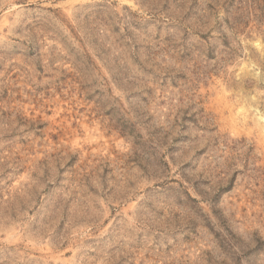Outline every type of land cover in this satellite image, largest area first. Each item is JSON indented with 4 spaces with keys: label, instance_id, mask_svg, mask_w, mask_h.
I'll list each match as a JSON object with an SVG mask.
<instances>
[{
    "label": "rangeland",
    "instance_id": "1",
    "mask_svg": "<svg viewBox=\"0 0 264 264\" xmlns=\"http://www.w3.org/2000/svg\"><path fill=\"white\" fill-rule=\"evenodd\" d=\"M0 264H264V0H0Z\"/></svg>",
    "mask_w": 264,
    "mask_h": 264
}]
</instances>
